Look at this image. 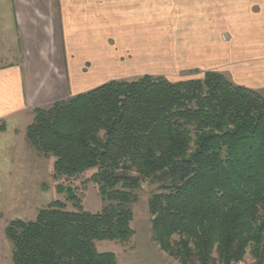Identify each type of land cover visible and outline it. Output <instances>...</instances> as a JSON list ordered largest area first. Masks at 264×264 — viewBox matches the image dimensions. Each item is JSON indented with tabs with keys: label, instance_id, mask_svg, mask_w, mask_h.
<instances>
[{
	"label": "trees",
	"instance_id": "obj_1",
	"mask_svg": "<svg viewBox=\"0 0 264 264\" xmlns=\"http://www.w3.org/2000/svg\"><path fill=\"white\" fill-rule=\"evenodd\" d=\"M28 146L53 159L66 203L4 234L12 264H117L97 241L126 246L143 183L150 236L176 264H264V96L224 74L171 82L112 80L32 110ZM5 130L4 123L0 132ZM89 170L105 206L84 210L72 180Z\"/></svg>",
	"mask_w": 264,
	"mask_h": 264
},
{
	"label": "crops",
	"instance_id": "obj_2",
	"mask_svg": "<svg viewBox=\"0 0 264 264\" xmlns=\"http://www.w3.org/2000/svg\"><path fill=\"white\" fill-rule=\"evenodd\" d=\"M206 72L264 88V0H0L1 134L112 80Z\"/></svg>",
	"mask_w": 264,
	"mask_h": 264
},
{
	"label": "rangeland",
	"instance_id": "obj_3",
	"mask_svg": "<svg viewBox=\"0 0 264 264\" xmlns=\"http://www.w3.org/2000/svg\"><path fill=\"white\" fill-rule=\"evenodd\" d=\"M228 79L232 80L230 77ZM241 79L245 83L252 82L247 77ZM167 80L178 82L190 79ZM257 89L255 87L253 90L264 96V88ZM23 126L21 124L17 127L19 135L16 137L12 133H0V264H12L11 245L4 234V229L10 221L33 220L40 209L56 200L66 203L67 208L72 209L65 195L56 191L57 185L68 183L53 178V159L40 156L28 146L22 135L25 130ZM94 172L89 170L71 183L82 207L89 212H98L105 206V202L98 196L96 185L87 182ZM154 192L156 186L143 183L137 192V202L130 206L133 213L131 228L135 232L130 242L126 246H120L112 241H97L98 252L115 254L117 264H176L151 240L148 200ZM251 262V257L247 254L241 264Z\"/></svg>",
	"mask_w": 264,
	"mask_h": 264
}]
</instances>
